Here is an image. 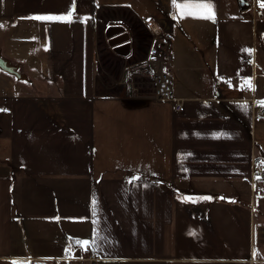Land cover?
<instances>
[{"label":"crops","instance_id":"obj_1","mask_svg":"<svg viewBox=\"0 0 264 264\" xmlns=\"http://www.w3.org/2000/svg\"><path fill=\"white\" fill-rule=\"evenodd\" d=\"M247 1L209 0L213 21L180 15L188 0H0V51L27 75H0V264H88L76 241L98 264H264V0ZM146 19L174 40L181 111L128 83ZM110 24L130 54L100 45Z\"/></svg>","mask_w":264,"mask_h":264},{"label":"built area","instance_id":"obj_2","mask_svg":"<svg viewBox=\"0 0 264 264\" xmlns=\"http://www.w3.org/2000/svg\"><path fill=\"white\" fill-rule=\"evenodd\" d=\"M146 27L152 31V39L150 46V53L143 62L134 69L135 75L131 81L133 90L141 96H146L154 99L168 100L173 102L175 111H181L184 108L185 101L175 95L174 78L167 69V54L170 46H172V36L165 33L154 20L146 19ZM140 73V74H139ZM148 82L151 91L144 90L146 87L144 82ZM149 87V86H147ZM264 115V108L256 105L254 116L258 117ZM263 162L259 159L254 160L252 181L256 178L263 177L264 169ZM262 186H255L256 191L262 190ZM86 260L88 264H98L99 256L92 252L91 245L88 243L85 249Z\"/></svg>","mask_w":264,"mask_h":264},{"label":"water","instance_id":"obj_3","mask_svg":"<svg viewBox=\"0 0 264 264\" xmlns=\"http://www.w3.org/2000/svg\"><path fill=\"white\" fill-rule=\"evenodd\" d=\"M239 8L244 10L248 8L250 3L247 0H237ZM119 35L121 37L118 41H113L114 35ZM104 35L108 39V46L112 51L118 55L126 56L131 53L132 50V36L127 30V27L123 24H110L105 27ZM124 35V36H123ZM123 47V50L119 48ZM0 70L14 75L19 80H26L27 75L20 70V65L18 63L12 62L10 59L6 58L0 51Z\"/></svg>","mask_w":264,"mask_h":264},{"label":"rangeland","instance_id":"obj_4","mask_svg":"<svg viewBox=\"0 0 264 264\" xmlns=\"http://www.w3.org/2000/svg\"><path fill=\"white\" fill-rule=\"evenodd\" d=\"M239 12V11H238ZM136 26H137V28L135 29V34H136V37H137V41H138V43L139 44H143L144 46H149L150 44H149V42H150V38H149V34L151 35V39H152V31L150 32V30L146 27V24L143 22V21H138L137 22V24H136ZM147 30H146V29ZM102 31H103V28L101 27V39H100V45L102 46V44L103 45H105L104 44V39H105V37H103L102 35ZM152 33V34H151ZM104 38V39H103ZM5 40H7L8 41V43L11 41V35H9V34H6L3 30H2V28H0V47H2L3 45H4V43H5ZM173 43H174V40H173V42L171 41V44L173 45ZM187 46H188V43H187ZM189 46L191 47V48H193V52H194V55H195V60H196V62H203L204 63V69L205 68H209V70H211V66H212V62H211V60L210 59H208V58H206V57H208L209 55H205L202 51H201V49H203V47L200 45V43L199 42H197L196 40H193V38H190V43H189ZM103 47V46H102ZM106 47V46H105ZM171 49V46H170V48H169V50ZM168 50V51H169ZM149 51V53H150V49L148 50ZM149 53H148V56H149ZM169 58L170 57H168L167 59H168V61H169ZM15 63V62H14ZM116 63V62H115ZM172 63H171V60L168 62V67L169 68H171L172 67V65H171ZM113 65H116L115 66V68H118L119 67V64H113ZM139 65V63L137 64V65H134L135 66V68L137 67ZM210 66V67H209ZM168 69V68H167ZM169 70V69H168ZM170 71V70H169ZM135 72H137L136 70L135 71H133L132 70V76H134L135 75ZM8 74V73H6V72H4V71H2V70H0V75H2V74ZM170 73L172 74V72L170 71ZM140 74V73H139ZM12 77H14V78H16L14 75H11ZM172 76H173V74H172ZM133 79V78H132ZM131 81L132 80H129L128 81V83H129V85H131V88H133V85H132V83H131ZM189 81H188V79L186 80V84L188 83ZM175 84H176V86L177 85H180V81H177V80H175ZM144 85L146 86L145 88H144V90H148V91H151V88H150V85H149V83L148 82H144ZM184 85H185V83H183L182 84V89H184ZM147 86H149V87H147ZM173 103V102H172ZM257 146H259V141H257ZM262 166H263V164H262ZM264 169V168H263ZM257 179V178H256ZM259 183L260 184H263L264 185V179H262V180H259ZM261 244V243H260Z\"/></svg>","mask_w":264,"mask_h":264},{"label":"snow or ice","instance_id":"obj_5","mask_svg":"<svg viewBox=\"0 0 264 264\" xmlns=\"http://www.w3.org/2000/svg\"><path fill=\"white\" fill-rule=\"evenodd\" d=\"M173 3L175 4V0H173ZM261 7H264V2L261 3ZM176 7L180 10V15H188L192 16L193 18H200V19H211L215 21V11H214V5L209 2V0H196V2H193V0H188L183 5H176ZM74 14V7L72 10H70L67 15L64 16H37L34 17V19L37 20H59V21H64V22H71L72 17ZM87 20L88 18H84ZM0 27H3V25H0ZM251 54L253 50L247 49L245 50ZM243 87H247L251 90H254V86L251 82V80H246L243 82ZM258 104H261L264 106V101H258ZM243 107L246 109L247 105H243ZM0 111H5V109H0ZM136 179V178H133ZM189 199V198H186ZM207 199H210L208 197ZM98 235V234H94ZM77 244H81L82 247H85L88 245V241H76ZM93 244H95V240L92 241ZM13 264H16V262H13Z\"/></svg>","mask_w":264,"mask_h":264},{"label":"trees","instance_id":"obj_6","mask_svg":"<svg viewBox=\"0 0 264 264\" xmlns=\"http://www.w3.org/2000/svg\"><path fill=\"white\" fill-rule=\"evenodd\" d=\"M258 46H257V48L260 46V42L258 41ZM132 78H133V76H131V79L130 80H132ZM127 103L129 104V105H132V106H134V105H140V104H142L143 102L140 100V101H135V100H128L127 101Z\"/></svg>","mask_w":264,"mask_h":264},{"label":"flooded vegetation","instance_id":"obj_7","mask_svg":"<svg viewBox=\"0 0 264 264\" xmlns=\"http://www.w3.org/2000/svg\"><path fill=\"white\" fill-rule=\"evenodd\" d=\"M108 26V25H107ZM127 30L129 31V32H131V28H129L128 26H127ZM132 34V33H131ZM115 37H113V41H118L121 37H119V35L117 34V35H114ZM124 36V35H123ZM105 37V36H104ZM105 41H106V43L108 44V39L105 37ZM120 50H123V47H120L119 48Z\"/></svg>","mask_w":264,"mask_h":264}]
</instances>
